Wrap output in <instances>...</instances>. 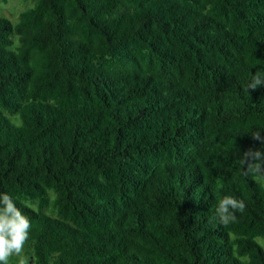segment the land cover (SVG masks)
<instances>
[{
  "label": "trees",
  "instance_id": "trees-1",
  "mask_svg": "<svg viewBox=\"0 0 264 264\" xmlns=\"http://www.w3.org/2000/svg\"><path fill=\"white\" fill-rule=\"evenodd\" d=\"M25 1L0 15V193L29 264H264L238 160L264 152V0Z\"/></svg>",
  "mask_w": 264,
  "mask_h": 264
},
{
  "label": "clouds",
  "instance_id": "clouds-1",
  "mask_svg": "<svg viewBox=\"0 0 264 264\" xmlns=\"http://www.w3.org/2000/svg\"><path fill=\"white\" fill-rule=\"evenodd\" d=\"M264 86V75L250 74L247 90H256ZM252 139L264 144V136L260 131L250 133ZM239 162L245 174L249 172L264 175V152L249 149L240 154ZM246 204L233 196H224L218 201L214 219L222 226L237 220L236 213L243 212ZM32 225L29 218L16 206L7 193H0V264H10L13 258L16 264H29V257L24 254L29 241Z\"/></svg>",
  "mask_w": 264,
  "mask_h": 264
},
{
  "label": "rangeland",
  "instance_id": "rangeland-1",
  "mask_svg": "<svg viewBox=\"0 0 264 264\" xmlns=\"http://www.w3.org/2000/svg\"><path fill=\"white\" fill-rule=\"evenodd\" d=\"M29 4V1L25 0H6L5 2L0 1V15L5 16L15 22L18 18L19 12ZM5 114L8 116L10 115L9 113ZM256 240L264 250V240L260 237H258ZM10 264H13L12 261Z\"/></svg>",
  "mask_w": 264,
  "mask_h": 264
}]
</instances>
